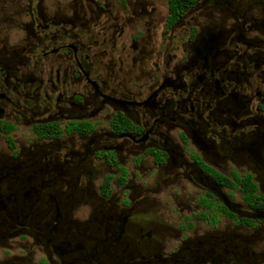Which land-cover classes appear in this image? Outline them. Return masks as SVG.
<instances>
[{"label": "flooded vegetation", "instance_id": "af4514ba", "mask_svg": "<svg viewBox=\"0 0 264 264\" xmlns=\"http://www.w3.org/2000/svg\"><path fill=\"white\" fill-rule=\"evenodd\" d=\"M0 264H264V0H0Z\"/></svg>", "mask_w": 264, "mask_h": 264}]
</instances>
